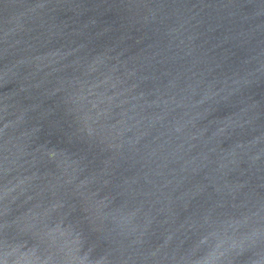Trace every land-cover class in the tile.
<instances>
[{"label":"water","instance_id":"95a60500","mask_svg":"<svg viewBox=\"0 0 264 264\" xmlns=\"http://www.w3.org/2000/svg\"><path fill=\"white\" fill-rule=\"evenodd\" d=\"M0 264H264V0H0Z\"/></svg>","mask_w":264,"mask_h":264}]
</instances>
